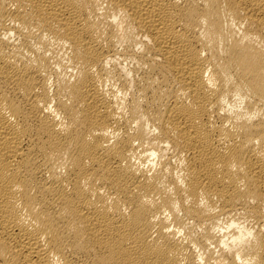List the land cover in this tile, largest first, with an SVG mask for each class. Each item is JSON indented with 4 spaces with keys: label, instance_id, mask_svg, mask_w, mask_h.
<instances>
[{
    "label": "bare ground",
    "instance_id": "obj_1",
    "mask_svg": "<svg viewBox=\"0 0 264 264\" xmlns=\"http://www.w3.org/2000/svg\"><path fill=\"white\" fill-rule=\"evenodd\" d=\"M0 264H264V0H0Z\"/></svg>",
    "mask_w": 264,
    "mask_h": 264
}]
</instances>
